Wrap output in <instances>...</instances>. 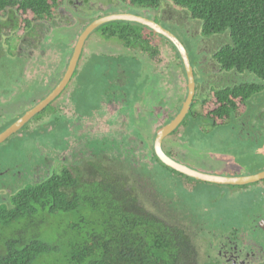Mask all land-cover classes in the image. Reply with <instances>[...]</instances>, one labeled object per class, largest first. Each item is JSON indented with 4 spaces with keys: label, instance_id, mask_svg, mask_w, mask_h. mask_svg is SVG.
Instances as JSON below:
<instances>
[{
    "label": "rangeland",
    "instance_id": "obj_1",
    "mask_svg": "<svg viewBox=\"0 0 264 264\" xmlns=\"http://www.w3.org/2000/svg\"><path fill=\"white\" fill-rule=\"evenodd\" d=\"M58 6L52 17L33 20L35 24L28 29V33L25 32L23 20L17 28L13 25L14 22L10 16L3 25L0 24V43L2 42L0 75H4L6 68L14 70L15 63L27 67L31 62H39L34 79H31L29 67H27L26 74L21 77L22 81L14 83L12 87V90L28 96L24 102L25 107L33 105L59 83L66 72L79 35L93 19L119 13L136 15L135 11H138V16L159 22L162 14L160 9L138 10L123 5L119 0H63ZM175 11L178 9L172 10V13L175 14ZM4 16L0 15V22ZM180 16L183 15L180 14ZM194 25L196 21L193 24L190 23V27L182 24L173 27L170 23L166 27L182 41L191 61L196 64L195 70L201 65L196 58V53L199 51V54L203 55V63L208 69L205 73L201 69V72L195 71L197 88L201 83L205 84L196 97L207 91L206 95L211 97L210 80L206 78V75L224 74H221L213 58V53L217 50L213 41L215 39L204 38L201 32L196 34ZM102 26L87 39L71 81L62 95L53 103L55 113L47 121V124H53L46 127L47 124H40V121L31 122L27 132L29 139L26 140L23 148L20 146L19 156L13 157L12 166L16 169L17 164L26 163L30 166L29 168L32 166L33 173L22 176V179L14 184L17 186L13 188L20 189L24 186L25 179L32 182L44 178L52 172L53 166L55 168L63 166L60 161L62 154H58L55 156V161L45 162V165L50 168L46 166V169L37 168L50 147L53 150L51 154H55L57 150L72 152L74 148L73 156L68 157V153L66 155L67 165L83 168L89 162L100 161L103 166L117 167L119 171H124L128 175L134 172L132 166L136 163L129 164L127 161L111 158L130 155L131 160L139 161L143 168L152 167L146 177L150 179V188L152 183V189L159 194L152 200L163 206L162 214L168 224L176 223L190 230L192 242L200 251L198 264L207 262L217 264L218 251L222 249L223 244L227 243L228 236L232 232H250L247 224L248 211L251 210L250 201L246 199L245 191L242 193L238 191L243 187L251 188V185L253 190H256L255 186L258 182L245 186H218L184 177V175L173 173L166 175L168 171L156 164L155 160L150 163L157 132L178 113L174 107L179 109L178 104L186 98L187 93L181 94L185 77L183 64L167 42L156 35L149 37L148 32L144 34L147 40L142 37H130L125 40V43L118 37L104 36ZM187 32L193 36L188 37ZM2 35L8 37L5 38ZM223 40L221 37L215 41L221 43ZM128 41H130L129 45H127ZM129 46L133 52L130 56H128V49H125ZM139 46L149 47L144 58L136 54L134 48ZM25 49L26 52L23 51ZM99 51L103 52L99 53ZM20 52L21 54H17ZM124 58L126 61H123ZM230 77L236 84L245 80L253 81L247 75L233 71L220 84L221 79L215 80L214 86L219 88L227 85L226 80H230ZM253 82L263 84V81L259 80ZM156 85H161L157 91L152 89ZM142 93L146 96H148L147 93L149 94L147 99L149 102L145 103L146 110L137 107L132 100L121 101L119 106L110 104L109 107L107 104L109 101L105 98L107 95L114 100L116 96L115 99L118 101L122 95L128 94L135 99ZM155 95L167 98H165L167 103L164 101L166 107L161 115H159V112H162L159 105L153 102ZM248 103L250 109L247 111L246 120L245 116H241L236 122L232 124L228 122L224 127H213L211 121L205 118L187 120L173 134L164 139V150L180 163L201 172L210 171L213 168L223 171V175L229 173L230 176H237L235 173L256 172L252 173L254 175L264 171V92L253 96ZM197 110L201 113L198 104L194 108V111ZM58 116L62 117L61 121L57 119ZM48 118L49 115L45 117L46 120ZM137 128L138 131L135 133L134 129ZM131 138L136 139L137 142ZM17 148V145L10 146L7 152L17 151ZM220 152L229 153L226 157L224 156V159H228V163L232 164L209 165L215 163L210 160V155ZM103 157H106L107 163L104 162ZM219 158L222 160L221 156ZM9 160H12V157ZM246 166L247 169L244 168ZM26 172L29 173L28 170ZM8 179L11 177L8 176ZM150 188L146 189L153 192ZM6 189H0L1 200L6 199L10 193ZM252 196L255 198L257 193L254 192ZM88 206L82 207L81 217H76L66 224H79L86 232L92 233L90 222L96 220L101 222L104 219L100 214L86 210ZM102 224L104 228L106 225ZM56 229H54L55 238L59 233ZM50 240L53 242L52 237ZM255 251L256 255L263 258L264 254L259 248H255Z\"/></svg>",
    "mask_w": 264,
    "mask_h": 264
},
{
    "label": "trees",
    "instance_id": "obj_2",
    "mask_svg": "<svg viewBox=\"0 0 264 264\" xmlns=\"http://www.w3.org/2000/svg\"><path fill=\"white\" fill-rule=\"evenodd\" d=\"M62 1L0 0V15L10 12L15 27L23 20L28 33L33 20L52 17ZM119 1L138 10L158 9L169 1L175 9L185 12L186 19H180L183 25L190 19L196 21V34L201 32L204 38L215 40L223 37L221 43L218 41L221 46L213 53L218 68L227 71L223 74L235 71L253 81H263L260 85L246 81L233 87L222 86L214 89L211 97L204 93L197 98V88L183 123L196 118L211 121L213 127L234 122L237 113H246L253 94L264 89V0ZM135 14L139 15L138 11ZM143 28L146 27L118 21L103 25L101 30L104 36L118 37L126 43L130 37L145 39ZM149 33L155 36L152 30ZM165 41L180 60L174 46ZM148 48L145 47L146 51ZM197 104L201 113L199 109L194 111ZM57 119L62 120L59 116ZM102 159L108 162L106 157ZM154 160L168 171L166 175L183 176L165 166L155 153L149 162ZM123 161L136 163L132 174L103 166L100 161L89 162L83 168L63 165L9 194L7 205L0 207V264H198L200 251L192 242L190 230L176 223L168 224L162 214L163 206L152 200L159 196L146 177L152 167L143 168L130 155L123 156ZM85 205H89L86 210L103 216L104 228L98 220L90 222L89 234L79 224H66L81 217ZM55 228L59 232L57 238ZM248 247L255 249L256 244L250 243Z\"/></svg>",
    "mask_w": 264,
    "mask_h": 264
},
{
    "label": "flooded vegetation",
    "instance_id": "obj_3",
    "mask_svg": "<svg viewBox=\"0 0 264 264\" xmlns=\"http://www.w3.org/2000/svg\"><path fill=\"white\" fill-rule=\"evenodd\" d=\"M175 8H177V7L174 6L172 3H170L169 1H164L161 4V6L158 8L162 11L160 21L158 22L157 20H154V19H153V21L158 23L159 25H161L165 29H167L166 25L168 23L173 25V27L179 26L181 24L183 25V22L181 20L186 19V14L183 10L175 11V14L172 13V10H174ZM9 14H10V12H8V11L2 14L5 16H4V18H2V21L0 22L1 25H3V22H5V20L9 18ZM180 14H182L183 16H180ZM100 17L101 16H99L95 20L99 19ZM95 20L93 19V21H95ZM193 22H195L194 19L187 20V21H185V25L187 27H190V23L193 24ZM34 24H35V22L33 21L31 23L30 28ZM138 30H140V28ZM141 31H143V32H141ZM141 31L140 32L143 34L151 32V30L148 28H143ZM194 31H195V29H194ZM188 35L190 37L193 36V34H190V33H188ZM2 36H4V35H2ZM150 36H152V35H149V37ZM4 37L6 38L8 36L5 35ZM208 39L213 40L212 38H208ZM209 40H207V41H209ZM213 41L215 42V49L216 48L218 49L221 46V44L218 41L217 42L215 40H213ZM1 44H2V42L0 43V47H1ZM139 49L142 52H144L146 50L145 47H143V46H139ZM17 54H20V53H17ZM196 58L199 59V62L201 64L199 66V68H197L198 72H201V70H202L205 73V70H207L208 67H206L204 65L203 55L199 54V51L196 53ZM18 65H20V64L15 63L13 66L15 68ZM217 68H218V66H217ZM22 69L23 68L21 66L20 70H22ZM24 69H25V67H24ZM219 70H220L221 74L224 72H227V71L222 70V69H219ZM21 77L22 76H20V75L14 76L11 80V83H12L11 86L13 87L14 83H17V82L19 83V81H22ZM206 78H208L210 80L209 85L210 86L212 85V88L209 90V93L211 95H213L212 92L214 93V89L217 88L213 84L215 81V75H213V76L206 75ZM61 79H60V81H61ZM218 79H221L219 81V84H220L225 79V77H224V75H221V78L218 77ZM226 81L228 83L227 87H233L236 84L234 79H232L231 77H230V80L227 79ZM246 81L247 80H245V82ZM0 84H1L0 85V134H2L4 131H6L13 123H15L20 117H22L28 110H30L32 107L36 106L40 101H42L44 98H46L50 94V92L58 85V83H57V85H55V87L49 93H47V95H44L41 98H39V100L37 102H35L33 105H29L28 107H25L24 102L27 99L26 97H28V96H24V93L22 94V93L18 92L17 90H4L3 87H4L5 83L2 81V82H0ZM204 85H205L204 83L201 84L199 89L202 90ZM220 88H224V87H219L217 89H220ZM207 92H205V94ZM260 92L263 93L264 89ZM260 92L254 93L253 96L258 95ZM62 93H61V95H62ZM33 95L35 96L34 91H33ZM57 99L54 102H52L47 108H45L40 114L36 115L33 119H31V121L29 123H27L24 127H22L19 131L12 134L5 141L0 143V181H3L2 183H0V189L7 188L6 190L10 192V193H8V195L13 194L16 191V188H13V187H15L17 185L14 186V184H17V181L22 179V176L31 175L33 173L32 166H31V168H29L30 166L27 165L26 163L17 164L16 169H15V167L12 166L14 164L13 157L19 156L20 146L23 148L26 140L29 139V135L27 132H29L31 122L33 120L36 121L37 123H38V121H40V124L42 123L43 125H45V124H47V121L49 119H51V117H53V116H51V115H54V113H55L54 112L55 109L53 108V103H55L57 101ZM183 102H184V100H183ZM183 102L178 104L179 109H175V107H174V110L180 111V108H181ZM47 110H48V112H47ZM245 114H247V113H245ZM48 115H49V118L46 120L45 117ZM236 115H237L236 119H239V118H241V116H243V115H240L238 113ZM42 117H43V119H42ZM171 119L172 118H170V120ZM51 124H53V123L47 124L46 127L51 126ZM16 145L18 147L17 151L13 150V152H12V150H10L9 152H7L9 150L10 146L13 147ZM50 148H52V147H50ZM50 148L48 149V152H46V154L43 156V158H44L42 160L43 164H39L40 166H37V168H40V170L42 168L46 169L45 166L50 168V166L45 165L46 164L45 162L47 160H50V162L52 160L55 161V156H57L58 154H62V155H60L61 160L60 159L59 160L63 163V165H67L65 163L67 153H68V157L73 156L74 148H73L72 152H70L68 150L67 151L57 150V152L55 154H51L53 150ZM11 157H12V160H9V158H11ZM111 159L114 160L113 158H111ZM115 160H123V157L116 158ZM12 162H13V164H12ZM53 168H54V166H53ZM31 169H32V171H31ZM27 170L29 171V173L26 172ZM38 174H39V172H38ZM8 176L11 177V179H8ZM25 180H26V182L29 181L28 179H25ZM250 187L251 188L243 187V188L239 189L240 191H238L239 193H242V191H245L244 193L246 194V199L248 201H250L251 210L248 211V219H247L248 230H250V232L249 231H246L244 233L241 232V233H239V235L237 237L233 236V233H231V235L228 236L229 240H227V243L223 244L222 249L218 251L219 258L217 257V259H219V261L217 262V264H264V256H263V258H260V256L256 255L255 249H252V248L250 249V247H248V244L254 243V245L256 244V248H259L261 250V252L264 254V180L257 183V185L255 186L256 190H253L252 185ZM254 192L257 193V196L255 198L252 196ZM8 195L6 196V199H4V200H1L2 196L0 195V207L3 205H7ZM245 233H246V235H249V236H246ZM249 249H250V251H249ZM197 251H199V249ZM208 257L211 258V256H208Z\"/></svg>",
    "mask_w": 264,
    "mask_h": 264
},
{
    "label": "water",
    "instance_id": "obj_4",
    "mask_svg": "<svg viewBox=\"0 0 264 264\" xmlns=\"http://www.w3.org/2000/svg\"><path fill=\"white\" fill-rule=\"evenodd\" d=\"M130 22L140 24L150 30L155 35L169 41L179 53L180 62L184 66L186 80L187 94L186 98L180 108V111L169 121L164 127H162L156 135L154 140V153L157 158L168 168L176 171L191 179L217 184L218 186H245L252 183L260 182L264 180V171L248 176H226V175H212L201 172L197 169L190 167L189 165L180 163L172 158L164 150V139L173 134L183 123L188 113L191 110V105L195 94L197 92V86L195 82V66L196 64L190 60V55L180 39L169 30L163 28L153 20L147 19L142 16L133 15L129 13H119L101 17L91 23H89L85 29L79 35V38L74 47L73 53L66 68V72L58 83V85L50 92V94L40 101L36 106L28 110L22 117H20L15 123H13L6 131L0 134V143L5 141L9 136L19 131L27 123L31 121L36 115L40 114L45 108H47L52 102H54L61 93L66 89L71 78L77 68L78 62L81 58L85 44L89 36L100 26L106 23L112 22ZM29 32V31H28ZM11 39V38H10ZM203 84V83H202Z\"/></svg>",
    "mask_w": 264,
    "mask_h": 264
},
{
    "label": "crops",
    "instance_id": "obj_5",
    "mask_svg": "<svg viewBox=\"0 0 264 264\" xmlns=\"http://www.w3.org/2000/svg\"><path fill=\"white\" fill-rule=\"evenodd\" d=\"M125 49H128V51H129V54H128V56H130V55H132L133 54V52L131 51V47L129 46V47H125ZM135 49V51L137 52L136 54H138V55H140L141 57H143L144 58V56H145V53H146V50L144 51V52H142L138 47H136V48H134ZM103 51H99V53H102ZM20 54H21V52H20ZM128 58V57H127ZM173 58V57H172ZM126 58H124L123 59V61H126L125 60ZM146 63H148V61L146 62ZM22 66V70H20V67ZM27 67H29V72H30V75H31V79H34L35 77H36V73H37V71H38V68H39V62L38 61H34V62H31L30 63V65H28ZM27 67H25V69H24V66L23 65H18V66H16L15 68H14V70H12L11 68H6L5 70V73H4V75L3 74H1L0 75V82H4L5 84V87H3L4 88V90H12V86H11V84H10V82H11V80L12 79H10V78H13L14 76H16V75H20V76H22V75H24V74H26V68ZM8 71V72H7ZM138 75L139 76H141L140 75V73H138ZM227 76H229V74H224V77H227ZM218 77L219 78H221V75L219 74V75H216L215 76V80L217 81V80H219L218 79ZM8 78V79H7ZM7 79V80H6ZM183 81H184V84H183V90H182V92H181V94L182 93H186L187 92V89H186V86H185V84H186V80L185 79H183ZM213 84H215V83H213ZM1 85V84H0ZM161 85H156L154 88H152V89H154L155 91H157V89L160 87ZM9 87H10V89H9ZM211 88H212V85H211ZM210 88V89H211ZM209 89V90H210ZM212 94H213V92H212ZM147 95L148 96H146V94H144V93H142V95H140V96H138L137 98H135V99H133L132 97H129V95L128 94H125V95H122L120 98H118V101H116V96L114 97V100H112L111 98H109V96H107L106 95V99H108V106L110 105V104H112L113 106H116V105H120L121 104V101H124V102H128L129 100H132L133 101V103L137 106V107H139V108H141V109H143V110H146V106H145V103H148L149 101H147V99L149 98V94L147 93ZM203 95V94H202ZM105 96V95H104ZM152 96H153V94H152ZM181 97V96H180ZM165 96H164V98L163 97H159V96H156L155 95V99L153 100V102H156V104L157 105H159V108H160V110H162V112H159V115H161L162 113H163V110L165 109V107L166 106H164V101L167 103V100H165ZM167 99V98H166ZM251 99V98H250ZM182 101H180V103H181ZM249 106H247V108H246V113H247V111H249V109H250V104H248ZM110 107V106H109ZM240 115H243V116H245L244 117V119L246 120V118L248 117L247 116V114H240ZM60 118H62L61 116H59ZM237 121V119L236 120H234V122H236ZM234 122H231V124L232 123H234ZM225 125H220V126H217L216 128H218V127H224ZM134 131H135V133L138 131V128L137 129H134ZM134 141H136V139H134V138H132ZM125 140H126V142H127V139L125 138ZM137 142V141H136ZM229 153H227V152H220L219 154H217V153H213V154H211L210 156H211V158H210V160H212V161H215V163H210L209 165H215V166H223V165H228V164H230V163H228V159H224V156L226 157L227 155H228ZM213 156V157H212ZM219 156H221V158H222V160H220V158H219ZM220 161H222V163L220 162ZM219 164V165H218ZM232 164V163H231ZM245 169H247V166L246 167H244ZM204 173H207V174H212V175H220V176H222L223 175V171H220V170H216V169H211L210 171H203ZM252 173H256V172H250V173H241V174H238V173H235V174H237V176H248V175H252ZM226 175H228V176H230L229 175V173L228 174H226Z\"/></svg>",
    "mask_w": 264,
    "mask_h": 264
},
{
    "label": "clouds",
    "instance_id": "obj_6",
    "mask_svg": "<svg viewBox=\"0 0 264 264\" xmlns=\"http://www.w3.org/2000/svg\"><path fill=\"white\" fill-rule=\"evenodd\" d=\"M191 60V59H190ZM181 63V62H180ZM182 64V63H181ZM184 67V66H183ZM184 75H185V73H184ZM187 89V88H186ZM187 93V92H186Z\"/></svg>",
    "mask_w": 264,
    "mask_h": 264
}]
</instances>
